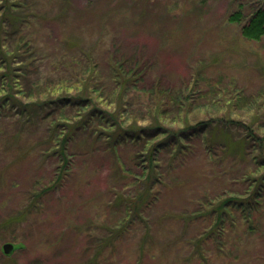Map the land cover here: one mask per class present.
Listing matches in <instances>:
<instances>
[{
    "label": "rangeland",
    "instance_id": "374dc122",
    "mask_svg": "<svg viewBox=\"0 0 264 264\" xmlns=\"http://www.w3.org/2000/svg\"><path fill=\"white\" fill-rule=\"evenodd\" d=\"M34 2L43 13L33 39L43 54L41 67H50L63 51L65 56L73 54L75 40L95 49L101 69L109 68L104 60L109 50L145 53L153 64L145 82L157 74L175 86L188 79L190 71H202L191 79L202 83L209 79L212 86L198 85L201 90L192 87L185 92L197 106L185 117L192 121L171 106L168 116L160 117L165 127L180 130L201 119L215 125L221 117L236 118V108L242 107L235 101L237 93L264 92V34L248 39L241 33L261 0ZM235 12L240 18L230 20ZM49 80L57 83L53 77ZM222 88L226 95L217 98ZM70 90L55 88L48 94ZM228 126L230 142L238 143L242 130ZM59 130L60 126L55 137ZM52 132L51 125H42L17 138L11 139L14 136L7 131L0 137V264L262 263L264 193L255 209L228 203L220 219L212 212L230 196L242 199L243 205L247 182L240 179L252 166L246 155L224 158L223 150L213 146L209 161L208 146L200 136L186 140L183 153L174 160L167 152L170 148H165L163 157L158 156L156 178L161 181L155 184L154 195L142 194L129 206L145 189L141 183L125 185L132 179L125 183L117 179L113 154L99 146L88 155L73 157L76 160L66 168L57 142L49 138ZM75 137L78 143L90 140L82 133ZM138 145L119 147L128 168L133 165L129 153ZM19 147L24 150L19 152ZM6 241L14 247L9 254L1 247Z\"/></svg>",
    "mask_w": 264,
    "mask_h": 264
},
{
    "label": "trees",
    "instance_id": "16d2710c",
    "mask_svg": "<svg viewBox=\"0 0 264 264\" xmlns=\"http://www.w3.org/2000/svg\"><path fill=\"white\" fill-rule=\"evenodd\" d=\"M261 1L262 5L241 27L242 35L248 39H258L264 34V0ZM42 15L34 0H0L1 138L6 131L14 136L10 137L13 139L32 127L51 125L53 132L49 138L57 142L58 156L64 160L66 168L76 160L73 157L88 155L101 146L114 155L118 180L125 183L126 178L132 179L125 185L139 187L141 183V190L145 189L136 195L135 201L130 200V206L141 200L142 194L154 195L155 184L161 181L156 178V169L161 167L158 156L163 157L164 149L170 148L167 152L174 160L179 152L183 153L186 140L200 136L208 146L205 152L209 161L214 155L211 153L212 147L219 146L224 158L231 156L234 159L238 155L244 158L246 155L252 163L240 179L247 182L244 191L247 197L243 205L242 199L231 196L215 204L212 212L217 214L218 219L227 211L228 203L243 209L246 206L247 209H255L262 203L259 199L264 193L261 192L264 188L263 91L250 95L243 92L236 94L235 101L242 105L236 108L237 119L225 121L221 117L215 125L209 119L185 123L186 120L192 121L185 117L197 107L187 99V89L198 85L212 86L209 79H204L205 83L191 79L195 72L199 75L202 71H190V77L180 80L175 86L157 74L152 76L150 82H145L144 79L150 78L153 73L152 61L145 53L126 54L109 50L104 57L109 68L101 69L95 49L75 40L71 45L74 47L73 54L66 52V58L63 51L53 63H49L50 67H41L39 61L43 54L38 51L39 44L33 39L37 23L42 22ZM240 15V12H235L229 19L238 20ZM35 70L38 71L36 75ZM51 77L56 84L49 80ZM55 88L71 90L64 94H48ZM197 90L201 88L197 87ZM224 91L223 88L219 89L216 97L223 99L226 95ZM171 106L176 107L178 114H183L186 119H182L181 124L185 123V126L180 130L160 123V117L168 116L167 108ZM46 119H49V125L44 122ZM139 122L145 124L140 125ZM228 125L237 126L236 129L244 134L236 144L230 142L233 137L229 129L232 127ZM58 126L60 130L55 137ZM80 133L86 135L85 140L89 135L90 140L86 143L76 142L75 136ZM127 143L139 144L129 153L132 168L126 167L124 157L120 156L119 147ZM32 146L35 147L33 143ZM22 150L24 147H19L18 151ZM261 264H264V259Z\"/></svg>",
    "mask_w": 264,
    "mask_h": 264
},
{
    "label": "water",
    "instance_id": "95a60500",
    "mask_svg": "<svg viewBox=\"0 0 264 264\" xmlns=\"http://www.w3.org/2000/svg\"><path fill=\"white\" fill-rule=\"evenodd\" d=\"M1 247H2V251L4 253H6V254L11 253L13 251V249H14L13 243L9 242V241L8 242L6 241V242L2 243Z\"/></svg>",
    "mask_w": 264,
    "mask_h": 264
}]
</instances>
